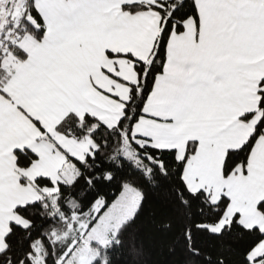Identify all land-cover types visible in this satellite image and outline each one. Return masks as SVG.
<instances>
[{"label":"crops","instance_id":"1","mask_svg":"<svg viewBox=\"0 0 264 264\" xmlns=\"http://www.w3.org/2000/svg\"><path fill=\"white\" fill-rule=\"evenodd\" d=\"M154 1L32 0L44 35L40 41L25 35L16 42L27 54L24 61L13 55L3 61L10 78L0 91V252L10 223L29 226L15 208L54 195L59 184L71 183L78 170L68 156L82 162L94 149L91 139L66 137L56 132L57 125L68 115L79 119L88 115L107 128L117 126L130 86L138 84L134 63L122 56L148 63L161 25L155 11L129 13L123 6ZM195 4L198 26L188 19L182 33L170 36L163 73L132 135L142 145L175 150L178 158L187 142L196 141L183 171L188 189L206 191L195 181L208 174L209 167L210 201L227 198L225 213L230 218L238 215L243 227L264 231V213L257 208L264 200V133L245 172L238 166L229 176L222 174L226 152L246 142L247 127L259 112L264 0ZM247 114L254 115L243 120ZM15 150H28L37 158L21 169ZM192 163L196 164L192 173L198 176L188 181L186 169ZM40 177L49 179L52 187L38 188L35 180ZM81 219L77 217V222ZM72 222L78 224L75 218ZM55 235L54 241L62 240Z\"/></svg>","mask_w":264,"mask_h":264},{"label":"trees","instance_id":"2","mask_svg":"<svg viewBox=\"0 0 264 264\" xmlns=\"http://www.w3.org/2000/svg\"><path fill=\"white\" fill-rule=\"evenodd\" d=\"M24 9L16 25L9 14L3 17L0 10V91L10 78L3 67L7 54L18 62L27 56L16 42L25 35L40 41L44 35L42 20L32 0L25 2ZM123 10L129 13L152 10L160 15V33L151 60L145 63L121 55L134 63L138 84L130 86L129 99L116 127L107 128L88 115L82 119L68 115L57 125L56 132L66 137L91 139L94 149L82 162L68 156L78 170L71 183L59 184L54 195L15 208V213L28 221L29 226L10 223L0 264H32L31 254L37 241L42 243L44 263L58 264L73 244V238L54 241L52 236L67 232L73 218H82L98 200L107 208L126 184L139 190L141 201L133 218L119 228L116 241L107 249L106 264H252L249 254L264 240V231L243 227L238 215H234L221 231L213 232L211 227L223 218L228 199L222 197L213 203L205 191L191 192L183 179L185 164L196 151L197 142H187L179 159L175 150L142 145L138 142L140 138L132 135L133 125L144 116V105L157 77L163 73L170 36L182 33L188 19L198 26L195 0H156L125 5ZM13 32L17 39L9 42L6 52L2 46ZM258 93V123L241 147L226 152L224 177L238 166L246 171L249 155L264 133V79L259 83ZM125 148L136 153L148 173L123 156ZM14 155L21 169L30 167L37 158L28 150H15ZM35 185L52 187L49 179L41 177L35 180ZM257 208L264 213V200ZM259 260L264 264V254Z\"/></svg>","mask_w":264,"mask_h":264},{"label":"rangeland","instance_id":"3","mask_svg":"<svg viewBox=\"0 0 264 264\" xmlns=\"http://www.w3.org/2000/svg\"><path fill=\"white\" fill-rule=\"evenodd\" d=\"M11 1L13 2L12 11L3 14V17L9 14L12 22L16 25L24 12L25 2L27 0ZM2 50L6 51V49ZM10 55L11 54H8L7 56ZM259 117V114H257V116L249 123L250 125L247 127L249 134L246 141L253 133ZM123 156L128 160L133 161L135 165L144 169V171L148 173V168L144 167L136 153L130 148H125L123 150ZM195 166L196 164L193 163L188 164L186 169V177L188 181L191 179L194 181L198 176L197 172L192 173V168ZM200 168L201 167L199 166L198 170ZM207 168V176L204 175L203 178L196 180L195 182L196 186H206L207 188L205 192L209 195V167ZM140 201L141 193L139 190L126 184L119 196L107 208L104 207V202L102 200H98L91 210L83 215L79 222H77V217H75V223L78 224H76V226L71 224L67 232L60 235L61 239L64 240L67 238H73V244L70 246L67 253L58 261V264H94L96 262L106 264L107 249L116 241V234L119 228L133 218L139 207ZM232 218H230L229 213H225L220 222L211 227V230L213 232L221 231L223 227L231 222ZM55 239H58V237H55ZM263 250L264 244L262 243L249 254V260L252 264H263V262L259 260L263 255ZM31 260L32 264H45L43 259V247L40 241L35 242L33 245Z\"/></svg>","mask_w":264,"mask_h":264},{"label":"built area","instance_id":"4","mask_svg":"<svg viewBox=\"0 0 264 264\" xmlns=\"http://www.w3.org/2000/svg\"><path fill=\"white\" fill-rule=\"evenodd\" d=\"M13 2L11 0H1L0 10L3 14L9 13L12 10ZM17 39L16 32H13L7 43L2 46V49H6L8 47L9 42L14 41Z\"/></svg>","mask_w":264,"mask_h":264}]
</instances>
